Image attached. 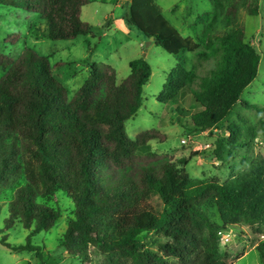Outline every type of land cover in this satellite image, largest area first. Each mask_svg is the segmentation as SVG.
I'll use <instances>...</instances> for the list:
<instances>
[{
    "label": "trees",
    "instance_id": "1",
    "mask_svg": "<svg viewBox=\"0 0 264 264\" xmlns=\"http://www.w3.org/2000/svg\"><path fill=\"white\" fill-rule=\"evenodd\" d=\"M89 3L0 0V5L40 16L49 40L94 36L92 26L81 19ZM250 15H258V8ZM125 18L170 55L195 53L200 61L215 60L197 89L192 88L193 71L179 60L158 101L174 104L180 92H189L199 108L190 115L188 132H221L259 73L261 56L246 42L245 31L216 35L207 29L202 39L184 37L155 0H131ZM0 65L5 70L0 79V198L12 193L5 230L20 223L30 232L24 245L2 240L11 252L44 259L43 247L32 239L61 218L50 205L60 192L75 209L59 244L80 264L92 262L91 248L107 264H231L224 262L220 233L246 224L258 226L256 232L264 235L262 156L242 157L243 168L224 183L192 179L186 171L189 160L173 162L152 150V141L163 140L155 131L142 132L135 140L128 136L125 124L143 107L144 87L153 74L144 59L129 63L131 74L121 84L113 67L93 64L72 100L54 76L49 57L33 49H25L17 60L0 56ZM259 128L264 136L262 119ZM244 130L246 138L254 136L253 128ZM240 132L232 123L229 137L218 135L217 161L229 163L237 152L250 148ZM196 156L200 153L191 154ZM214 209L220 223L210 215ZM256 250L264 264V241Z\"/></svg>",
    "mask_w": 264,
    "mask_h": 264
},
{
    "label": "rangeland",
    "instance_id": "2",
    "mask_svg": "<svg viewBox=\"0 0 264 264\" xmlns=\"http://www.w3.org/2000/svg\"><path fill=\"white\" fill-rule=\"evenodd\" d=\"M89 1L82 8L81 19L92 26L94 36H79L68 40L45 39L47 26L40 16L25 9L0 5V56L17 60L25 49L30 48L41 56L49 57L53 74L67 89L69 100L75 97L89 78L93 64L113 67L117 82L121 84L131 74L129 63L144 59L151 66L153 74L144 87L143 107L125 124L131 139L135 140L142 132L155 131L163 140L152 141V150L156 153L163 152L164 154H158L173 162L189 160L186 171L192 179L212 178L224 183L232 172L243 168L242 157L264 158V136L259 128V121L264 120V113L261 115L256 109H249L242 103L264 109V0H155L172 22L175 21L173 15L180 17L189 8L192 9L193 19L198 16L203 18L205 30L202 34L199 21L194 29L179 27L183 36L197 38L201 34L203 38L207 29L216 35L243 29L246 42L261 56L256 80L243 92L241 102L231 110L221 132L214 129L195 134L188 132V127L191 125L190 115L199 105L189 92H180L174 104L169 101L163 104L158 98L179 60H184L188 72L194 73L193 89H197L200 82L214 69L215 60L200 61L195 53H183L177 58L155 43L147 46L149 39L126 21L131 0ZM255 8H258V15H250V11ZM4 74L5 70L0 65V79ZM177 108L182 110L177 111ZM232 123L238 125L244 138V129L248 127L254 129V136L246 138L250 142L249 149L240 150L236 153L235 160L222 164L215 159L214 149L218 135L229 137L227 131ZM184 139L188 140L187 144L182 143ZM195 152L200 153V156L191 158V154ZM11 199L12 193L9 192L0 198V264H80L59 244L67 230L68 219L75 209L66 193L60 192L50 202L51 206L61 212V218L52 229L32 239L34 245L43 247V260L28 252L13 253L2 243L5 238L8 244L24 245L30 233L20 223L5 230ZM210 215L215 222H221L215 209ZM257 228L258 226L252 228L241 224L228 228L220 236L221 249L226 254L224 262L263 264L256 247L264 241V235H259L255 230ZM90 253V264H107L105 256L96 249L91 248Z\"/></svg>",
    "mask_w": 264,
    "mask_h": 264
},
{
    "label": "crops",
    "instance_id": "3",
    "mask_svg": "<svg viewBox=\"0 0 264 264\" xmlns=\"http://www.w3.org/2000/svg\"><path fill=\"white\" fill-rule=\"evenodd\" d=\"M162 11H163V15L166 17V15H165V12H164V10L162 9ZM174 12H175V10H174ZM192 15H193V13H192V9L191 8H189V9H187V11L185 12V14L184 15H180V17H176L175 15H173V17L175 18V21L173 20V22L175 23V24H173V22H172V20H170V19H168L167 17V19L170 21V23L173 25V26H175L178 30H179V27H181V28H186V27H188V28H191V29H194L197 25H198V23H199V19H200V16H198L197 18H195V19H193L192 18ZM205 15H207V14H205ZM201 22V27H202V32H201V34L203 33V31L205 30V23H204V21L202 22V21H200ZM180 31V30H179ZM181 33V32H180ZM201 34H199V36H197V38H195V39H200L201 38ZM185 37V36H184ZM187 37H191V36H187ZM193 38V37H192ZM202 39V38H201ZM192 134H195V133H192ZM159 154H164L163 152H161V151H157Z\"/></svg>",
    "mask_w": 264,
    "mask_h": 264
},
{
    "label": "water",
    "instance_id": "4",
    "mask_svg": "<svg viewBox=\"0 0 264 264\" xmlns=\"http://www.w3.org/2000/svg\"><path fill=\"white\" fill-rule=\"evenodd\" d=\"M155 39L154 38H150L149 42L147 43V46H150L152 43H154Z\"/></svg>",
    "mask_w": 264,
    "mask_h": 264
},
{
    "label": "built area",
    "instance_id": "5",
    "mask_svg": "<svg viewBox=\"0 0 264 264\" xmlns=\"http://www.w3.org/2000/svg\"><path fill=\"white\" fill-rule=\"evenodd\" d=\"M182 143L183 144H187L188 143V140L187 139H184V140H182ZM223 235V233H220V236H222ZM223 240H225V239H223Z\"/></svg>",
    "mask_w": 264,
    "mask_h": 264
}]
</instances>
